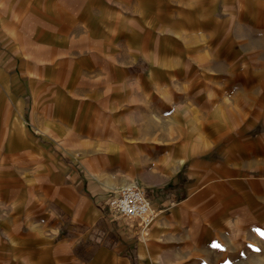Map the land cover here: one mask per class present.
Here are the masks:
<instances>
[{
    "label": "crops",
    "instance_id": "1",
    "mask_svg": "<svg viewBox=\"0 0 264 264\" xmlns=\"http://www.w3.org/2000/svg\"><path fill=\"white\" fill-rule=\"evenodd\" d=\"M0 264H264V0H0Z\"/></svg>",
    "mask_w": 264,
    "mask_h": 264
},
{
    "label": "built area",
    "instance_id": "2",
    "mask_svg": "<svg viewBox=\"0 0 264 264\" xmlns=\"http://www.w3.org/2000/svg\"><path fill=\"white\" fill-rule=\"evenodd\" d=\"M108 206L112 214L119 218L135 220L141 233L155 220L153 202L144 190L136 185L125 186L109 198Z\"/></svg>",
    "mask_w": 264,
    "mask_h": 264
},
{
    "label": "rangeland",
    "instance_id": "3",
    "mask_svg": "<svg viewBox=\"0 0 264 264\" xmlns=\"http://www.w3.org/2000/svg\"><path fill=\"white\" fill-rule=\"evenodd\" d=\"M178 5H180V4H178ZM179 14H180L179 15L180 16V19L178 21V24L179 25H181V26H192L193 24H195L196 16L183 15V11L182 10L180 11ZM133 185H135V184H133ZM136 186H138L139 188H141L142 190H144L139 185H136ZM123 187H125V186H123ZM123 187H121V188H123ZM121 188H119L117 191H115L114 193H112V195L110 194V198L112 196H115L119 192V190ZM103 206H104V208H103L104 210L103 211H104V215L106 216V218L107 219L109 218V219H112L113 220V221H110L109 220V222L111 223V228H110L111 229V232H113V233L119 232L120 234L127 236L128 234L126 235V233H124V230H128V228H127L128 227V224L127 223L131 224L130 225L131 228H133V226H135V225H132V223L129 220H127V219H122L123 220V223L121 222V219H119V220L118 219H115L116 217L112 214L111 210L109 209L108 203H106V201L103 203ZM124 221H126L127 223H125ZM138 230H139V228H138ZM143 234L144 233H141L140 234V230H139L137 235L141 236Z\"/></svg>",
    "mask_w": 264,
    "mask_h": 264
},
{
    "label": "bare ground",
    "instance_id": "4",
    "mask_svg": "<svg viewBox=\"0 0 264 264\" xmlns=\"http://www.w3.org/2000/svg\"><path fill=\"white\" fill-rule=\"evenodd\" d=\"M132 185H133V184H132ZM132 185H126V186H132ZM114 216H115V215H114ZM115 217H116V218H119L118 216H115ZM116 218H115V219H116ZM119 219H120V218H119ZM122 219H123V218H122ZM129 221H130V220H129ZM130 222L132 223V225H135V224H137V223H136V222H134V221H133V222H132V221H130ZM130 225H131V224H130ZM130 227H131V226H130Z\"/></svg>",
    "mask_w": 264,
    "mask_h": 264
},
{
    "label": "snow or ice",
    "instance_id": "5",
    "mask_svg": "<svg viewBox=\"0 0 264 264\" xmlns=\"http://www.w3.org/2000/svg\"><path fill=\"white\" fill-rule=\"evenodd\" d=\"M217 247H219V245H216Z\"/></svg>",
    "mask_w": 264,
    "mask_h": 264
}]
</instances>
